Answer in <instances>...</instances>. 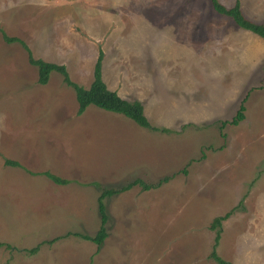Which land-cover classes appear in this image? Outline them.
<instances>
[{
	"label": "rangeland",
	"instance_id": "1",
	"mask_svg": "<svg viewBox=\"0 0 264 264\" xmlns=\"http://www.w3.org/2000/svg\"><path fill=\"white\" fill-rule=\"evenodd\" d=\"M238 2L264 23V0ZM1 32L83 86L99 51L106 87L155 129L93 104L76 114L60 74L37 83ZM263 67L264 38L211 0H0V264H219L207 225L229 209L214 252L264 264ZM244 95L243 118L219 130ZM164 176L103 198L96 250L75 234L97 228L102 188Z\"/></svg>",
	"mask_w": 264,
	"mask_h": 264
},
{
	"label": "trees",
	"instance_id": "2",
	"mask_svg": "<svg viewBox=\"0 0 264 264\" xmlns=\"http://www.w3.org/2000/svg\"><path fill=\"white\" fill-rule=\"evenodd\" d=\"M212 6L215 10H217L220 13H223L225 15H228L232 18V20L240 27L248 29L257 35L261 36L264 38V23L262 22H255L252 21L249 18H246L242 13L239 8V2L238 0H234L233 4L231 6H224L220 4L217 0H211ZM2 38L6 42H17L20 44V46L23 48L25 51L26 55V61L29 65L33 66L35 68V73H36V82L37 83H44L46 81V78L48 76L49 71L54 70L58 72L61 76L62 81L64 84L69 86L72 91H73V96H75L76 100V109L75 112L76 114L81 113L84 108L88 104H93L99 108L109 110L112 112L120 113L123 116L127 117L129 120L137 124L138 126L142 128H146L149 130L155 129L154 127L150 126L149 122L147 121L145 115L143 114L142 110V105L140 102L136 99L130 100L126 99L124 97H121L118 95L113 89H110L106 87L105 83L102 81L100 77V71H99V61H100V53L98 51L97 55L94 57L92 67H91V74H90V79L87 83L86 86H83L81 84H77L76 82L71 81L64 69V66L60 63H54L51 61H46L42 60L38 57L32 58L30 56V53L28 49L26 48V45L20 41L16 37H6L2 32H1ZM263 76H264V67H263ZM262 87H264V81L262 84ZM246 95H244L239 104L238 107L236 108L234 114L229 118V119H224L220 120V123L218 125L219 130L222 129V127L226 124H236L239 122L244 114V104L243 101L245 99ZM224 134V133H222ZM5 163L8 165H18L14 161H8L5 160ZM42 174L44 173L48 178L53 180L54 182L57 183H66L67 179L61 178L53 173H50L48 171H42ZM168 180L167 176L162 177L159 179L157 182L154 184H147L144 183L143 181L139 179H133L124 185L121 184L118 187H107V188H102L100 193L96 197V203H97V212H98V224L97 228L93 232L92 235H88L85 233H75L76 235L80 236L83 239H87L95 244V250L100 246L102 243L106 232H105V226H104V221L106 220V211H105V204L103 202V198L105 196H110L111 194L120 192V191H125L130 189L132 186L138 185L142 190H148L151 188H156L161 185V183H165ZM231 212V209L226 211L223 214L213 216L208 222V228L213 229L214 234H213V242L211 244V249L208 253L209 256L212 257L213 260H215L219 264H229L228 261L222 259L220 256H217L216 253L214 252V244L216 243L217 237H218V232L220 230L219 224L221 223V220L226 218ZM67 234V233H66ZM58 236L51 237L45 242H51L55 239H57ZM44 241V240H42ZM40 241V242H42ZM39 242V243H40ZM32 246L31 248L25 249V251L29 254L35 252L37 250L38 244ZM0 246H7L5 243L0 242Z\"/></svg>",
	"mask_w": 264,
	"mask_h": 264
}]
</instances>
